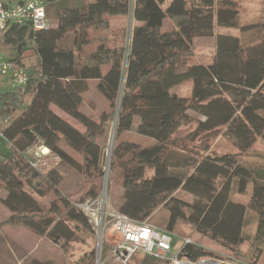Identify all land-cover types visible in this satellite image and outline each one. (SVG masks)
Segmentation results:
<instances>
[{"label": "trees", "instance_id": "obj_1", "mask_svg": "<svg viewBox=\"0 0 264 264\" xmlns=\"http://www.w3.org/2000/svg\"><path fill=\"white\" fill-rule=\"evenodd\" d=\"M239 1L46 0V16L51 5L60 6L54 26L41 31L11 26L0 33V54L28 76L18 88L0 78V203L8 210L0 220V232L23 228L62 249L79 236L80 242L93 239L91 223L75 205L95 199L98 192L89 189L71 201L58 190L62 173L52 168L40 174L28 164L25 152L40 141L85 184L101 183L105 173L99 138L107 135L115 118L108 179L119 181L123 189L118 211L148 223L165 208L169 222L164 230L172 233L183 220L238 260L259 264L264 255V168L242 163L241 157L257 140L264 142V22L241 24ZM119 17L132 21L130 30L121 33L120 44L84 50L95 42L106 44L109 38L116 41L112 20ZM215 29L238 33L216 34ZM208 37L215 39L211 65L178 73L176 68L193 55V40ZM90 81H96L108 103V111L98 119L79 111ZM184 81H191L190 96L172 94L171 89ZM191 124L196 134L211 141L222 136L237 153L209 154L207 141L201 142L203 151L197 156L180 146L172 136ZM129 132L152 143L116 144ZM63 144L80 153L81 161ZM249 182V200L233 202L234 184L242 193ZM26 187L38 197L54 198L42 206ZM177 192L192 201L179 200ZM247 213L256 215L252 236L243 234ZM244 243L249 251L243 253ZM182 257L197 261L215 255L188 244ZM94 260L90 250L78 263Z\"/></svg>", "mask_w": 264, "mask_h": 264}, {"label": "rangeland", "instance_id": "obj_2", "mask_svg": "<svg viewBox=\"0 0 264 264\" xmlns=\"http://www.w3.org/2000/svg\"><path fill=\"white\" fill-rule=\"evenodd\" d=\"M60 6L51 5L48 11V22L52 27L55 25L54 14ZM239 8V20L241 24L264 22V0H240L238 2ZM113 29L118 35L116 41L114 38H109L105 43L95 42L94 44L87 46L85 51H94L99 44H103L105 47L115 46L119 43L121 33L129 31L132 25V21L129 17H119L112 20ZM215 33L219 34H232L236 35V30L228 29H215ZM193 55L186 59L182 65L176 68L178 73L186 72L190 67L202 65L209 66L212 63V57L215 51V39L214 37L208 38H196L191 45ZM191 81H184L171 89V93L177 96L187 98L190 96ZM82 103L79 107V111L86 116L98 119L103 112L108 111V103L103 96L96 89V81H90L88 83V90L81 96ZM54 112L59 115L64 121L71 126L81 129L80 125L73 119L64 115L56 109ZM192 115V114H191ZM193 116V115H192ZM114 127L113 124L109 128L107 135L99 138V145L103 149V172L105 173L101 183L85 184L80 174L74 170L61 165L51 164L49 168H43L40 170V174L45 175L50 169L56 168L62 173V182L58 187L61 194L66 195L71 201L77 200L89 189H94L98 192L99 196L104 189L106 203L108 207L118 210L121 203V197L123 189L119 181L108 179L109 171V158L112 151L111 134ZM196 126L194 124L185 125L181 127L173 136L172 139L180 144V146H188L193 150V154L196 156L202 154L201 142H208L210 152L209 154H236L237 150L231 146L222 136H217L216 139L211 141V138L202 134L195 133ZM152 141L149 138L138 136L133 132L124 133L122 137L116 142L132 145L135 147L148 146ZM111 144V145H110ZM63 149L76 161H81V154L73 151L68 146L63 144ZM241 162L246 164H256L259 167L264 168V142L257 140L252 148L241 157ZM106 183V184H105ZM32 197L36 198L42 206L48 205L54 196L52 194L46 197H38L34 194L33 190L25 188ZM237 183L234 184L231 200L233 202L246 203L251 196L252 183H247L242 193H237ZM5 194L2 193L1 197L4 198ZM175 197L184 202L190 203L192 198L184 195L182 192H177ZM186 211V210H185ZM187 215L188 211L185 212ZM8 216V210L0 203V220ZM246 224L243 227V234L252 236L256 228V215L253 213H247L245 215ZM169 211L165 208L159 209L152 217L148 224L153 225L160 229H165L166 224L169 222ZM172 234L175 236L174 242L178 247L181 246L182 240L189 239L192 244L202 247L207 252H212L214 258L200 259L197 261H190L182 257L180 264H232L233 261L238 260L234 254L217 243L197 235L192 227L185 221H179ZM79 236L77 239L70 242L65 249L56 247L43 238L35 236L32 232L23 228H10L6 227L0 232V264H79L78 261L90 250L95 252L94 264H169L166 261L152 262L146 259L141 254H135L131 256L128 261L123 262L121 257H118L115 253L114 244L103 237L100 240L94 235L93 239L84 238L83 242H80ZM240 249L244 252L249 251V244L244 243ZM246 262V261H245ZM259 264H264V255L260 258Z\"/></svg>", "mask_w": 264, "mask_h": 264}, {"label": "built area", "instance_id": "obj_3", "mask_svg": "<svg viewBox=\"0 0 264 264\" xmlns=\"http://www.w3.org/2000/svg\"><path fill=\"white\" fill-rule=\"evenodd\" d=\"M46 0H13L0 1V33L11 26H29L35 31L50 27L46 16ZM0 78H8L11 87H23L28 80L23 69H17L2 54H0ZM28 164L40 172L51 164H58L59 158L47 149L40 141L30 146L25 152ZM52 162V163H51ZM51 163V164H50ZM44 170V169H43ZM106 184V183H105ZM103 192L95 199H86L75 207L89 220L96 237L107 238L114 244L115 253L123 262L135 255L141 254L169 264H180L179 258L185 245L192 244L189 239L182 240L178 247L174 235L164 229L157 228L147 222H138L108 207ZM232 264H247L235 260Z\"/></svg>", "mask_w": 264, "mask_h": 264}, {"label": "water", "instance_id": "obj_4", "mask_svg": "<svg viewBox=\"0 0 264 264\" xmlns=\"http://www.w3.org/2000/svg\"><path fill=\"white\" fill-rule=\"evenodd\" d=\"M114 125H115V118H114V122H113V127H114ZM113 138H114V129H113L112 134H111V141H110L111 144L113 142Z\"/></svg>", "mask_w": 264, "mask_h": 264}, {"label": "crops", "instance_id": "obj_5", "mask_svg": "<svg viewBox=\"0 0 264 264\" xmlns=\"http://www.w3.org/2000/svg\"><path fill=\"white\" fill-rule=\"evenodd\" d=\"M151 143H152V142H151ZM151 143H150V144H151ZM196 234H197V233H196ZM197 235H199V234H197ZM200 236H201V235H200Z\"/></svg>", "mask_w": 264, "mask_h": 264}]
</instances>
